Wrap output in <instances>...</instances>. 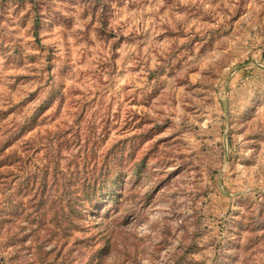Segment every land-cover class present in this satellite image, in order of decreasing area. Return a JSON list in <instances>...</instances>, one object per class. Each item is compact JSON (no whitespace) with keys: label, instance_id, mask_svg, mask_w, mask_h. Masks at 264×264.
Here are the masks:
<instances>
[{"label":"rangeland","instance_id":"1","mask_svg":"<svg viewBox=\"0 0 264 264\" xmlns=\"http://www.w3.org/2000/svg\"><path fill=\"white\" fill-rule=\"evenodd\" d=\"M0 264H264V0H0Z\"/></svg>","mask_w":264,"mask_h":264},{"label":"trees","instance_id":"2","mask_svg":"<svg viewBox=\"0 0 264 264\" xmlns=\"http://www.w3.org/2000/svg\"><path fill=\"white\" fill-rule=\"evenodd\" d=\"M17 1H23V0H17ZM32 2V0H30ZM113 167L111 165L107 166L108 170V175L111 174ZM84 187L86 189H83V191L86 193V195L82 197H77V212L76 214V219L81 220L83 219V210L88 211V213H93L94 207L96 204H94L96 199L101 200V202L107 201L110 202L111 199V194L109 191H106V188L104 185L98 184L96 181H93L91 183H87ZM113 186H110L112 188Z\"/></svg>","mask_w":264,"mask_h":264}]
</instances>
